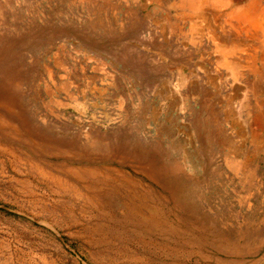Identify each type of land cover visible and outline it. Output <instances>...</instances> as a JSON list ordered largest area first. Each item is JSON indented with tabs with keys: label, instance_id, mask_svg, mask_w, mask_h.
<instances>
[{
	"label": "rangeland",
	"instance_id": "rangeland-1",
	"mask_svg": "<svg viewBox=\"0 0 264 264\" xmlns=\"http://www.w3.org/2000/svg\"><path fill=\"white\" fill-rule=\"evenodd\" d=\"M172 1L0 0V264H264L263 32Z\"/></svg>",
	"mask_w": 264,
	"mask_h": 264
},
{
	"label": "crops",
	"instance_id": "crops-1",
	"mask_svg": "<svg viewBox=\"0 0 264 264\" xmlns=\"http://www.w3.org/2000/svg\"><path fill=\"white\" fill-rule=\"evenodd\" d=\"M262 2L263 0H174L170 2L169 7L176 9V16L174 18L178 21L180 20L184 21L187 19H191L194 15L199 14V12L204 13L206 8H209L212 10V17L216 22L220 18L222 20V23L224 22V23L230 24L232 27L234 26L233 28H234L236 36L241 35V33H245L246 36L253 35L257 38L258 36L260 37V34H261V27L257 26L258 21L264 22L260 20L261 18L259 16L260 9L263 8V6L261 5ZM165 16L166 18L170 17V15H167V14ZM246 24H248L249 27L245 26ZM225 34L227 36L229 35V32L226 33V30H225ZM226 36L224 37L225 40H227ZM259 40H260L259 47H261L262 46L261 37L259 38ZM216 50L220 51L221 54L224 56L221 59L220 63H223V65L232 64V62L228 58V53H229L228 50H226L225 48H220V47H217ZM259 53L260 52L256 50L254 53H252L249 56L246 62L248 71L255 75L254 82L257 81V77H262L264 74L263 61H262L263 55L262 53L260 54ZM218 61L220 60H217V62ZM253 66H255V68H253ZM258 112L259 113L257 115L260 117L262 116L261 114H264V110L262 109V107L259 109ZM254 135L257 136V133L254 132Z\"/></svg>",
	"mask_w": 264,
	"mask_h": 264
},
{
	"label": "bare ground",
	"instance_id": "bare-ground-1",
	"mask_svg": "<svg viewBox=\"0 0 264 264\" xmlns=\"http://www.w3.org/2000/svg\"><path fill=\"white\" fill-rule=\"evenodd\" d=\"M201 2V1H200ZM233 4V3H232ZM244 7H246V6H244ZM241 8V7H240ZM249 8V7H248ZM252 10V9H251ZM236 11H237V9H236ZM233 12V11H232ZM242 12V11H241ZM241 12H240V14H241ZM234 15V14H233ZM236 16V15H235ZM251 16V15H250ZM249 16V17H250ZM259 16H260V20L261 21H264V7L263 8H261L260 9V13H259ZM231 17H232V15H231ZM241 18H242V16H241ZM240 18V19H241ZM253 18V17H252ZM239 19V18H238ZM249 20V19H248ZM255 20V19H254ZM245 22V21H244ZM242 23V22H241ZM264 22H260V21H258V24H257V26H259V27H261V31L263 32V35H264V24H263ZM253 24V23H252ZM244 25V24H243ZM234 27V26H233ZM254 29V28H253ZM249 30V29H248ZM258 30H259V28H258ZM248 32V31H247ZM255 33H257V32H255ZM256 35V34H255ZM237 37V36H236ZM259 37V36H258ZM260 38V37H259ZM262 42H264V39H263V41ZM262 61H263V70H264V43H263V47H262ZM257 59V58H256ZM261 59V58H260ZM253 68H255V66H253ZM250 69V68H249ZM252 70V69H251Z\"/></svg>",
	"mask_w": 264,
	"mask_h": 264
}]
</instances>
